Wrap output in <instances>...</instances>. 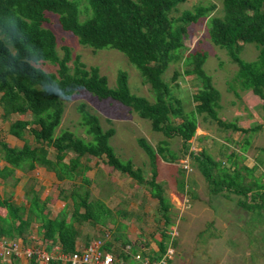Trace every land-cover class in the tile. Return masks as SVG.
Instances as JSON below:
<instances>
[{
  "label": "trees",
  "instance_id": "trees-1",
  "mask_svg": "<svg viewBox=\"0 0 264 264\" xmlns=\"http://www.w3.org/2000/svg\"><path fill=\"white\" fill-rule=\"evenodd\" d=\"M82 1L0 0L2 119L10 121L14 115L29 117L12 121L9 127L10 135L24 143L22 147H11L0 137V161L7 164L0 167V181L7 184L10 178L15 179L17 170L27 174L42 166L54 173L58 182L73 183L69 192L60 189L59 199L65 207L56 217L50 213V199L42 200L34 185L26 188V201L20 205L0 195V210L8 212L5 217L0 216V239L27 241L32 225H37L38 238L48 248L60 245L65 254H72L78 250L77 242L83 235L84 225L106 227L112 211L102 201L90 199L91 181L86 173L93 159L146 186L159 201V212L168 227L172 206L157 180L159 157L167 163L189 158L205 177L213 196L225 191L236 192L243 197L240 203L244 209H263L264 182L258 180L247 186L241 182L239 171L231 173L229 167H220L206 151H191V141L200 125L198 115L217 122L222 130L244 136L251 137L262 127L256 124L243 128L220 118L221 93L204 70L207 53L197 51L184 56L189 26L209 18L217 5L199 4L180 12V6L187 0H85L91 9L89 17L82 21ZM49 12L59 16L63 30L75 35L80 44L96 50L112 48L125 54L150 84L155 100L151 102L133 94L125 71L118 73L116 87L111 88L99 67H88L79 57L73 59L68 46L63 47L60 55L55 34L43 27ZM209 35L215 45L227 50L238 66L236 82L240 89L257 96L264 112V0H223V14L210 19ZM244 44H256L259 52L256 61L246 62L240 57ZM181 59L183 74L194 77L198 87L191 113L186 112L181 99L174 97L164 77L168 67ZM41 63L53 65L56 71H45L39 67ZM178 76L176 72L174 79ZM230 89L240 97L233 87ZM80 91L100 100L118 101L149 120L154 132L163 134L165 139L156 149L146 139H138L149 159L150 179L132 161L124 162L118 157L111 145L115 129L103 130L99 117L84 105L79 110L92 139L70 130L57 133L64 112L62 101L70 100ZM173 138L181 140L180 153L170 147L169 140ZM237 164L233 162L234 166ZM177 188L180 193L188 192L184 175L178 180ZM161 234L158 257L166 252L169 240L167 229ZM107 242L105 249L110 251L111 245Z\"/></svg>",
  "mask_w": 264,
  "mask_h": 264
},
{
  "label": "rangeland",
  "instance_id": "rangeland-1",
  "mask_svg": "<svg viewBox=\"0 0 264 264\" xmlns=\"http://www.w3.org/2000/svg\"><path fill=\"white\" fill-rule=\"evenodd\" d=\"M210 3H215L217 10L209 18L201 19L199 22L189 26V35L185 41L186 46L183 52L184 56L190 52L197 51L207 53L208 57L204 64V70L212 77L214 86L221 93V107L218 110L220 118L244 128H249L256 124L262 127L259 131L252 134L251 137L250 135L244 136L232 130H222L217 122L198 115L197 118L200 125L195 137L191 141V151L197 153L202 150L206 151L222 168L230 167L231 159L228 157L236 155L237 158L233 157V159L238 163L237 166L244 171L245 175L246 170L244 167L250 160L239 157L242 155L240 152L241 148L246 145L247 141H249L250 148L256 146L264 148V112L261 109L262 101L254 98L253 96L255 95L250 91L240 89L239 83L236 82L238 66L232 62L226 49L215 45L210 39V19L223 14V0H187L186 3L180 6V12L185 9H193L199 4L208 5ZM88 5L85 0L80 3V18L82 21H85L90 15L91 8L89 9ZM43 27L51 30L55 34L60 55H63V47L68 46L71 49L73 59L79 57L88 67H99L101 73L108 78L111 88L116 87L118 73L125 71L129 76V86L133 94L145 97L151 102L155 100L150 84L144 81L138 69L129 61L125 54L112 48L96 50L80 44L75 35L63 30L59 16L50 12L46 13V21ZM243 46L240 57L246 62L256 61L259 54L256 44H244ZM39 67L47 72L53 73L56 71V68L48 63H41ZM176 72L179 73V76L174 79ZM183 72L184 66L183 60L181 59L173 62L168 67L164 77L170 85L174 97L181 99L185 105L186 112L191 113L195 106L193 95L198 91V87L194 77H187ZM230 87H233L239 93L240 97L236 96ZM62 103L64 112L57 133H60L62 130H70L87 140L92 139L87 134V128L82 121L79 110L81 105H84L86 110L99 117L103 130H108L109 128L115 129V135L111 139V145L114 147L118 157L124 162L132 161L137 168L143 170L147 179L151 178L149 159L145 151L139 146L138 139H146L156 149L159 142L164 140L165 137L163 134L156 133L152 130L149 120L142 119L131 108L118 101L113 99L100 100L85 91L74 94L70 100H63ZM17 119H29V117L14 115L10 121H4L2 119V109L0 108V137L4 140L6 138L9 139V144L11 145L16 144L15 146L21 147L24 143L9 133L10 123ZM169 141L171 149L180 153L179 151L182 146L181 140L179 138H173ZM51 151L53 152V148H51ZM254 155L256 154L250 151L245 154V156L250 157ZM185 159L187 158L182 157L177 162L166 165V170L162 171L159 175L161 179L166 181L163 184L165 191L168 194L178 195L181 199V204L174 211L175 216L173 218L174 226L177 227L178 233L180 229L182 230L186 212H200L197 209L199 203L196 201L200 195L204 199V207L212 208V212H220L215 205V200L217 199L209 193L208 184L204 181L201 183L195 178V176H199V178L203 176L199 169L195 165H192L189 158L188 160L192 170L188 171L184 169L183 160ZM100 170H102V167H100ZM87 174L91 182L94 181L95 185L91 187L94 193L98 191L96 182L99 183V180L103 176L107 178H118L121 184H125L122 185V190H119V193L131 188V192L134 194L131 208L133 210L137 209L141 198L140 192H142L145 186L138 185L137 187L134 180L127 179L126 176L114 171L109 166L105 167V172L96 170L95 172L89 171ZM182 175L188 181L186 189L188 192L186 194L180 193L177 190V183ZM31 176L28 183L30 185L34 184L41 195L48 196L50 201L55 200L57 197L59 199L61 188H65L69 192L73 184L69 181L65 183L58 182L54 173L49 172L45 167L43 170L41 169V171L35 172ZM261 181L264 182L263 180ZM230 197H233V194H230ZM129 205L130 203L126 204L127 208ZM223 207L229 212H243L242 208L236 209L235 203L229 201H226V206L223 205ZM233 207H235L234 210ZM249 212H264V208ZM263 221L264 218L262 219ZM82 231L84 234L88 233L91 235V242L103 237L104 234L89 224L84 225ZM217 233L218 231L215 228L209 227L201 234V240L196 250L184 249V251L188 255L194 254L201 260L203 259V264H220L222 260L229 261L227 264H264V229L256 234L259 238L253 239L254 241H252L249 248H244L241 244L239 245L235 242L226 243L224 246L220 245L221 248L216 247L217 243L215 244L211 237L216 236ZM174 246L176 247V244ZM175 253L174 259L177 261L185 257L183 250L175 249Z\"/></svg>",
  "mask_w": 264,
  "mask_h": 264
},
{
  "label": "crops",
  "instance_id": "crops-1",
  "mask_svg": "<svg viewBox=\"0 0 264 264\" xmlns=\"http://www.w3.org/2000/svg\"><path fill=\"white\" fill-rule=\"evenodd\" d=\"M251 92V91H250ZM252 93V92H251ZM253 94V93H252ZM254 95V94H253ZM256 99L257 96H253ZM222 99V96H221ZM262 104V103H261ZM221 105V101H220ZM244 128V127H243ZM9 144V139L6 138L5 140ZM11 147H18L15 145L9 144ZM21 146V145H19ZM22 147V146H21ZM245 147V146H244ZM241 148V156L242 159L250 160L248 164L244 167L246 170V174L244 175V171L239 168L237 165L234 166L233 157L237 158V156L232 155L228 158L231 159V166L229 167V171L231 173H236L237 171L241 174V182L245 185L254 184L256 181H264V148L263 147H253L250 148V145ZM253 149V150H252ZM252 150V151H251ZM255 153L256 155L250 157L245 156L247 152ZM246 157V158H245ZM102 163V164H101ZM7 164L4 161H0V167H4ZM158 165V173L161 174L162 171L166 170V165H170V163H166L160 157L157 160ZM90 172L101 171L105 172V165L102 161L93 159V161L89 164ZM102 167V170H100ZM44 167L38 166L34 171L30 173H23L20 170L16 171L15 179L10 178L7 184H4L0 181V195L2 197H6L11 199L16 204L20 205L24 203L25 200V192L26 188L30 186L28 183L31 175H34L35 172L43 170ZM46 169V168H45ZM88 171V172H89ZM256 173V174H255ZM158 175V182L162 185L166 182L161 179ZM88 179L91 181L88 174L86 175ZM203 176V175H202ZM28 177V178H27ZM127 177V176H126ZM199 182L203 183L204 181L206 184L205 177L199 178V176H195ZM129 180H133L132 178L127 177ZM135 181V180H134ZM188 182V181H187ZM262 182V181H261ZM137 187L138 184L135 181ZM98 185L97 193H94V190L91 189L94 186V181L91 182V185L88 188L91 191V200H100L102 201L112 212L111 219L109 218L106 227L97 226L96 229L101 231L102 234L108 228L112 232V237L108 240L107 243H110V251L121 258L129 259L131 255L137 252H141L145 256H149L151 258H158L159 255V243L161 241L162 232L167 229V233L169 235V240L167 243V248L171 242V233L174 230L177 232V236L173 238L172 245L173 248L183 250L184 258L180 260H175L174 257L171 260L170 264H203V259L196 257L194 254L188 255L184 249H191L196 250L198 248V243L201 240V234L203 231L208 229L209 227H213L218 231L216 236H212L216 247L224 246V244L229 242H235L236 244H241L244 248H249L252 241L259 238L256 236L262 229H264V212H249V210L244 209L241 206V197L236 192H222L220 194L214 195L216 203L215 205L219 209L220 212H212V208L204 207V199L199 196V199L196 201L199 203L198 210L200 212H186L183 221L182 230L180 229L178 233L177 227L174 226L173 218L175 216L176 209H178L179 205L181 204V199L178 195L175 194H168L166 192V196L169 198L171 203V224L169 227L167 226V221L159 212L160 204L157 199H154L149 192L148 188L144 187L142 192H140V200L139 205L136 210H133L132 207V198L134 194H132V189L129 188L126 191H122L119 193V190H122L121 182L118 178H107L105 176L99 180V183L96 182ZM32 185V184H31ZM34 185V184H33ZM144 186V185H139ZM188 186V185H187ZM195 186V185H194ZM209 186V184H208ZM164 187V186H163ZM36 191L37 187L34 185ZM209 189V188H208ZM130 192V193H129ZM210 193V189H209ZM230 194H233V197H230ZM251 194V193H249ZM41 195V193H40ZM42 200H48L49 197L46 195H41ZM130 200V201H129ZM195 201V202H196ZM226 201L235 203L236 209L242 208L243 212H229L228 210L224 209L223 205L226 206ZM63 203V204H62ZM127 208L126 204H129ZM228 205V204H227ZM232 206V205H231ZM65 207V203L58 199L50 201L49 208L51 210V215L56 217ZM233 207V210L235 209ZM202 210V211H201ZM253 211V210H252ZM6 209L0 210V216L5 217L7 215ZM177 226V225H176ZM108 231V230H107ZM38 229L37 225H32L30 232L26 235L27 237L30 236H37L38 237ZM91 235L88 233L83 232V235L79 237L77 242L78 249L86 248L91 240ZM178 238V239H177ZM254 239V240H253ZM174 240L176 241L174 243ZM176 244V247L174 246ZM225 248V247H222ZM174 249V250H175ZM176 255V253H175ZM174 255V256H175ZM160 257V256H159ZM220 264H227L229 261H220Z\"/></svg>",
  "mask_w": 264,
  "mask_h": 264
},
{
  "label": "built area",
  "instance_id": "built-area-1",
  "mask_svg": "<svg viewBox=\"0 0 264 264\" xmlns=\"http://www.w3.org/2000/svg\"><path fill=\"white\" fill-rule=\"evenodd\" d=\"M184 161V169L191 171L188 159ZM111 231H106L104 236L93 240L86 248L78 249L72 254H65L60 245L48 248L37 236L11 240L0 239V264H170L175 255L172 240L178 234L176 230L171 233V242L166 252L158 258L145 256L141 252L131 255V258L124 259L105 249V244L110 240Z\"/></svg>",
  "mask_w": 264,
  "mask_h": 264
}]
</instances>
